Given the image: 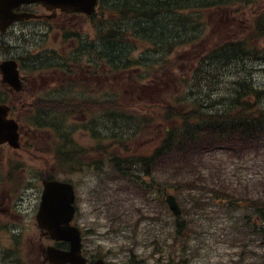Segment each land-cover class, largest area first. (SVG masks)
<instances>
[{
	"label": "trees",
	"instance_id": "16d2710c",
	"mask_svg": "<svg viewBox=\"0 0 264 264\" xmlns=\"http://www.w3.org/2000/svg\"><path fill=\"white\" fill-rule=\"evenodd\" d=\"M246 1L99 0L96 12L89 17L94 38L76 35L75 73L84 64L87 68L103 65L114 76L149 79L146 85L154 87L160 76L169 79L172 67L167 58L174 50L193 46L205 37L210 14L204 16L203 11L245 5L242 2ZM251 18L252 29L243 39L211 43L197 59L189 79H180L176 74L170 79L181 95L158 105L157 119L162 129L156 142L144 152H137V132H146L155 120L152 113L140 117L133 114V110L141 109L138 107L99 106L97 99L89 106L93 102L88 99L61 91L50 96L46 108L39 106L38 100L28 118L30 128H51L62 141L71 142L72 131L64 127V119L68 122L83 112L93 113L82 130L100 144L87 151L75 143V174L94 173L115 186V191L128 195H138L140 189L150 204L157 198L160 209L166 208L165 195L175 194L182 215L175 218L174 231L169 234L171 249L162 252L167 260L160 256L159 264H187L191 257L188 247L204 226L203 220L219 216L229 223L225 230L241 251L234 257V264H264V173L254 181L257 187L243 194L231 183L200 175L204 172L203 157L215 150L226 152L231 160L264 156V102H260L264 89L256 88L247 76L248 62L264 64V14ZM141 46L146 49L135 57ZM42 62L38 57L31 66L36 70ZM157 68L151 75V70ZM224 83L226 92L222 95L219 92ZM70 103H75V108L63 106ZM79 119L75 121L83 120ZM70 152H63L65 164ZM256 244L259 249L251 250L250 246Z\"/></svg>",
	"mask_w": 264,
	"mask_h": 264
},
{
	"label": "rangeland",
	"instance_id": "374dc122",
	"mask_svg": "<svg viewBox=\"0 0 264 264\" xmlns=\"http://www.w3.org/2000/svg\"><path fill=\"white\" fill-rule=\"evenodd\" d=\"M245 5L236 4L228 8L203 11L204 16L209 13L207 18L205 37L193 46L187 48L176 49L167 58L169 65L172 67V72L169 74V79L166 76H160L157 80V84L154 87H149L146 84L149 83V79L134 78L126 80L120 77L114 76L108 72V69L101 67V71L89 75L88 70L84 67L83 72L79 80L84 82H76L79 74L75 73L73 77H64L65 80L75 79V86L68 92L70 95H76L93 102L89 106H93L96 103L92 99L98 98H116L118 102H112L110 99L108 102L99 101V106H116V105H129L132 107H138L137 104L148 105L152 103L165 102L167 100H174L178 95H181V90L170 79L175 77V74L180 79H189L192 75L193 68L197 63V59L201 57L208 49L211 43L216 44L218 41H237L243 39L244 35L251 31L252 18L251 16L264 14V0H249L242 2ZM203 16V17H204ZM75 23V36H91L94 37L93 30L91 28V21L83 16H75L73 19ZM210 32L212 34L209 35ZM76 40V37H75ZM55 40L51 38L49 43V51L55 50L62 52V47H55ZM68 44L73 42L69 40ZM27 45V44H26ZM21 46L16 48L13 52L16 56H20L19 51L23 49L31 50L33 54L37 55L34 51L35 47ZM13 46V44H12ZM36 46V45H35ZM18 47V45H16ZM45 44L43 45V48ZM146 49V46L139 47V50L135 52L134 56L138 57L141 50ZM28 62V61H27ZM23 62L25 67H28V63ZM145 63V62H143ZM143 67V66H141ZM247 76L255 84L256 88L264 89V64L259 61L248 62ZM159 68L152 69L151 75L154 74ZM51 71L44 73H34L31 75L30 80L33 84L28 86V92L40 93L48 88L54 89V87L62 82L57 83L58 77L54 74L51 77ZM135 74V73H134ZM235 75L240 76L235 73ZM243 75V74H242ZM76 76V77H75ZM237 76V77H238ZM50 79H53L51 82ZM48 79V81H47ZM142 80V81H141ZM63 81V82H64ZM167 82V83H165ZM224 83L221 86L219 94L226 92ZM187 88L184 89V93ZM260 102H264V99ZM65 107H74L75 103L63 105ZM84 109V108H82ZM150 114V109H141L136 114L137 116L144 115L142 112ZM93 114V113H91ZM155 120L147 127V131L137 132V137L134 143L138 147V151H146L154 144V140L160 133L162 127L158 118V107L152 112ZM84 115V114H83ZM85 116V115H84ZM83 118L82 116L77 117ZM74 117L69 119V125L75 126ZM80 120V119H79ZM66 128L67 121L64 119ZM29 136L32 139L37 149L45 148V143L38 137L40 131H33ZM48 149H53L55 146L50 140L49 133L46 135ZM74 143L80 147H84L89 151L96 148V142L91 138L88 133L84 131L76 132L72 135ZM207 158H209L207 156ZM213 159L217 161L210 162L204 158V164L200 175H206L219 180L221 182L232 183L233 188L241 191L249 192L252 190L251 180L259 179L260 174L264 173V161L261 159H254L253 161L241 163L232 162L226 155L218 152ZM71 175V176H70ZM259 175V176H258ZM74 178L72 172L69 174V178ZM75 183L77 187V196L80 194L79 205L80 209H84V216H119L123 217V232L111 233L108 240H103L104 246H110L114 249V246L119 249L124 258V263L127 264L128 256L130 252L128 249H134V253L137 256L136 260L140 261V264H159L157 262L160 256L164 257V253L170 250V238L169 234L174 231V218L169 210L165 207L161 209L157 204H150L143 199L141 190H138V195L134 193L130 197L126 198L125 195H120L119 201L112 207L99 208V205L93 203L97 209L91 211V206L87 202V196L94 193V189H99L100 184L98 178L95 175L87 174L81 175V178H77L75 175ZM105 189L108 190L107 201L115 198V191L112 186L105 185ZM90 193V194H88ZM81 216L82 212H81ZM203 227L197 230L193 236V242L188 247L187 254L191 257L188 259L187 264H234V257L241 255L240 249L237 247L233 249L231 234H229L225 227L228 226L227 220L224 216H219L217 219L208 221L203 220ZM250 249L256 250L259 247L254 245L250 246ZM115 255V252L113 251ZM250 254V253H249ZM164 261L167 258H163Z\"/></svg>",
	"mask_w": 264,
	"mask_h": 264
},
{
	"label": "flooded vegetation",
	"instance_id": "af4514ba",
	"mask_svg": "<svg viewBox=\"0 0 264 264\" xmlns=\"http://www.w3.org/2000/svg\"><path fill=\"white\" fill-rule=\"evenodd\" d=\"M26 16L34 17L26 19ZM74 18L75 12L34 3H24L0 14V63L15 60L21 79V90L16 92L2 84L0 74V101L9 106V117L17 119L21 126L18 148L0 145V264H125L119 249L103 245L104 238L109 239L113 228L122 229V220L119 225L116 220L109 222L108 216H84L85 210L80 209V197L75 194V143L72 137L69 138L71 142H64L59 136L58 146L48 149L46 135L52 129L44 128L38 137L44 141L45 148L37 149L35 142L29 139L34 132L20 124V119L36 108L38 100H41L39 106L46 108L53 94L51 88L29 93L28 86L33 84L30 80L32 74L51 71V77L54 74L58 77L57 83L63 82L64 77L75 75ZM12 19L16 21L11 22ZM51 38L55 40V47L63 48L62 52L48 50ZM69 40L73 43L68 44ZM28 44L35 47L39 59L47 62L40 66L41 69L24 67L23 59H29L25 49L19 51L20 56L13 53L16 48ZM61 65L64 69H60ZM52 80L49 78L50 82ZM73 86L75 84L61 85L60 89L71 90ZM67 151H71L68 154L71 161L65 164L63 152ZM72 164L74 178L71 177L72 181L64 180L69 176L64 171H69ZM51 181L70 182L73 186L75 213L69 226L79 233V254L72 251L69 242L56 240L48 229L38 225L36 216L42 204L45 184Z\"/></svg>",
	"mask_w": 264,
	"mask_h": 264
},
{
	"label": "water",
	"instance_id": "95a60500",
	"mask_svg": "<svg viewBox=\"0 0 264 264\" xmlns=\"http://www.w3.org/2000/svg\"><path fill=\"white\" fill-rule=\"evenodd\" d=\"M21 2L40 3L47 7H62L66 0H0V13L3 6L7 4H18ZM97 0H70V6L75 12H82L90 15L94 11ZM63 5V6H62ZM64 9V8H63ZM1 25V20H0ZM1 66V70L5 76L4 81L14 88L19 87L15 63L7 62ZM8 108L0 106V143L8 142L14 147H17V124L13 120L6 118ZM73 201V193L65 184L51 181L45 184V190L42 197V204L37 216V221L41 228H46L56 239H63L70 242L75 253L79 252V236L78 232L72 231L68 227V223L73 216L74 209L71 206ZM166 202L170 211L175 214H180L179 204L173 195L166 196ZM55 257V256H54ZM56 258V257H55ZM53 258V261H55Z\"/></svg>",
	"mask_w": 264,
	"mask_h": 264
},
{
	"label": "bare ground",
	"instance_id": "6f19581e",
	"mask_svg": "<svg viewBox=\"0 0 264 264\" xmlns=\"http://www.w3.org/2000/svg\"><path fill=\"white\" fill-rule=\"evenodd\" d=\"M164 30V29H163ZM223 95V94H222Z\"/></svg>",
	"mask_w": 264,
	"mask_h": 264
}]
</instances>
